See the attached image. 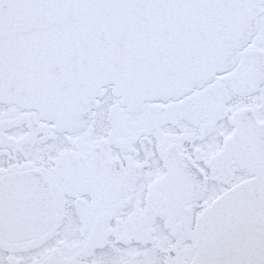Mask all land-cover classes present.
I'll use <instances>...</instances> for the list:
<instances>
[{
	"label": "snow or ice",
	"instance_id": "1",
	"mask_svg": "<svg viewBox=\"0 0 264 264\" xmlns=\"http://www.w3.org/2000/svg\"><path fill=\"white\" fill-rule=\"evenodd\" d=\"M0 264H264V0H0Z\"/></svg>",
	"mask_w": 264,
	"mask_h": 264
}]
</instances>
